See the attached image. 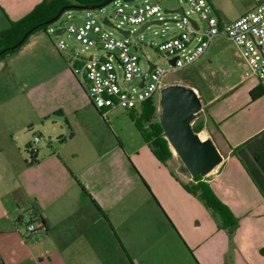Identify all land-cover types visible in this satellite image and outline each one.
<instances>
[{
  "label": "crops",
  "instance_id": "0c3cea01",
  "mask_svg": "<svg viewBox=\"0 0 264 264\" xmlns=\"http://www.w3.org/2000/svg\"><path fill=\"white\" fill-rule=\"evenodd\" d=\"M41 1L0 0V31ZM52 44L39 31L0 58V264H264V87L243 77L234 44L240 71L214 68L224 53L205 57L210 46L195 63L218 80L204 139L224 160L204 180L238 218L232 236L183 186L178 158L161 162L130 111V124L119 109L104 116ZM30 213L46 229L28 234Z\"/></svg>",
  "mask_w": 264,
  "mask_h": 264
},
{
  "label": "built area",
  "instance_id": "2783aa9c",
  "mask_svg": "<svg viewBox=\"0 0 264 264\" xmlns=\"http://www.w3.org/2000/svg\"><path fill=\"white\" fill-rule=\"evenodd\" d=\"M162 1L144 0L130 4L127 0H115L116 10L112 15L106 14L101 19L88 17L83 23L70 21L65 27V33L72 35L83 48L70 46L65 40L56 44L66 55L74 73L88 83L90 100L104 116L117 109L139 110L150 98L159 100L162 88L169 84L167 76L192 67L219 37L236 47L243 65V77H256L264 87V0L233 21L222 20L209 0H184L198 15L194 18L197 27L185 8L186 15L176 22L181 31L157 46V51L169 60L170 67L164 68L148 60L144 69L136 45L130 42L132 36L119 38L110 29L134 32L135 28L128 29L124 25L142 26L148 21L164 18ZM103 7L96 9L101 11ZM105 18L115 27L106 24ZM172 58H176L175 64L170 62ZM150 63L154 65L151 71ZM40 140V136H35L29 148L36 151ZM20 221L25 224L28 234L46 229L41 217L34 213L22 216Z\"/></svg>",
  "mask_w": 264,
  "mask_h": 264
},
{
  "label": "rangeland",
  "instance_id": "374dc122",
  "mask_svg": "<svg viewBox=\"0 0 264 264\" xmlns=\"http://www.w3.org/2000/svg\"><path fill=\"white\" fill-rule=\"evenodd\" d=\"M143 1L144 0H131L129 3L130 4H137V3H142ZM209 1L212 3L211 0H209ZM259 1H261V0H213L214 4L212 3V5L217 10V12L219 13L222 20L232 21V20L237 19L243 13L254 8L259 3ZM181 5H183L187 10L190 11V14L193 18H198L197 13L192 12L190 5H188L186 2H184V0H163L162 1V6L164 9L175 8V7H178ZM115 10H116V5L112 1V2L104 5V7L101 11H98L96 8H94V9H92V8H89V9L88 8L87 9H73V10L65 12L57 21L53 22L50 25L49 33L53 39L52 46L55 48L54 52L57 56L59 55V58L61 59V63L64 64L65 61L67 60V58L65 55H62L55 46L60 40H65L70 46H73V47L78 48V49L83 48V46L69 33H65L62 36L53 35L54 29L66 27L70 21H74L77 23H83L88 17L97 16L98 19H101L106 14L112 15ZM175 16L178 17V15H176V14H165V13L163 14L164 18H172ZM124 27L128 28V29L135 28L137 30L140 26L124 25ZM110 31H112V33L116 37H119V38L123 37L122 34L117 30L110 29ZM180 31H181L180 27L175 22L174 23L168 22V23L163 24V25H152V26H150L149 28H147L145 30V32L141 33L139 35V37L136 39H134L133 37L129 38L130 42L132 44H135L137 47L136 52L138 53V55L141 58L142 67L145 69L147 66L148 60H150V61H155L156 63L160 64L164 68H169L170 67L169 60L164 58L157 51V46L163 40L174 36L175 34H177ZM231 44L232 43H230L224 39H219V38H215L212 41L210 47L207 50L205 57L214 56L215 54H217L220 51H222V53H224V57L220 61L214 60V63H212L214 68H219L221 66V62L224 61V62H232L231 65H233V67L236 70L240 71V68L236 62L237 58L235 56V47L231 46ZM90 51H94V50L91 49ZM205 60H207V59H205ZM199 71H200V68H199V65L197 63L188 69L169 74L167 76L166 82L169 84L181 83V84L187 85L189 87H192L196 90L197 94L200 96L202 103H203L202 111L197 116L198 120L202 121L205 119V115L203 114L204 113L203 110L206 109V105H207L208 101L212 98V96L217 94L213 90H208V88H207L208 84H212L213 82L218 83V80L216 78H212L209 76L205 80L203 77L200 76ZM156 105H157V120L159 121V115L161 113V107H160L158 99H157ZM119 110L122 112L123 111L125 112L127 123L130 124L131 120H130L129 115L127 114V112H129V111H126L124 109H119ZM141 110H142V108L139 110H135V113L137 114V116H139L141 114ZM193 125H194V123H193ZM204 125H205V123H204ZM145 127H147L146 124H145ZM199 134L203 138L207 137L209 135L205 126L199 132ZM173 153L178 158L182 169L185 172H188L185 169V166L183 165V163L181 162L179 157L174 152V150H173Z\"/></svg>",
  "mask_w": 264,
  "mask_h": 264
},
{
  "label": "trees",
  "instance_id": "16d2710c",
  "mask_svg": "<svg viewBox=\"0 0 264 264\" xmlns=\"http://www.w3.org/2000/svg\"><path fill=\"white\" fill-rule=\"evenodd\" d=\"M112 1L115 0H42L28 14L18 20L10 21L9 26L0 31V51L6 49V51L0 55V58L9 53L16 52L32 34L39 31H48L50 25L55 22L53 21L50 23V21L56 16H59V19L67 11L81 9L82 7L99 8ZM34 27L37 28L34 29L18 47L15 49L11 48ZM251 94L253 98L259 95V93L257 94V90H253ZM156 102V98L146 100L142 106L141 114L137 116L135 110H132L130 111V116L137 128L141 131L145 142L152 148L156 157L161 162L166 163L173 158L174 153L165 137L160 121L157 120ZM145 124L147 127H145ZM193 127L195 131L200 132L204 127V120L199 121L198 118H196ZM28 149L32 157H35L36 151L30 148ZM183 186L191 194L198 197L207 208L221 217V226L228 229L232 236L238 225V218L234 215L230 207L221 201L215 194L211 185L204 180V177L198 175L192 178L189 183H183ZM41 222L46 227V222L43 218H41Z\"/></svg>",
  "mask_w": 264,
  "mask_h": 264
},
{
  "label": "water",
  "instance_id": "95a60500",
  "mask_svg": "<svg viewBox=\"0 0 264 264\" xmlns=\"http://www.w3.org/2000/svg\"><path fill=\"white\" fill-rule=\"evenodd\" d=\"M185 2V1H184ZM89 9L92 7H82L81 9ZM94 9V8H92ZM165 14H176L178 17L155 19L144 23L134 32L127 29L118 28L119 32L125 36H132L134 39L147 28L152 25H163L168 22H177L186 15L185 7L183 5L175 8H166ZM59 16L53 20L57 21ZM104 22L110 26L115 27L107 18ZM191 22L197 27V22L191 18ZM37 27L28 31L23 38L14 46L15 49L20 45L27 36ZM66 28H56L53 31L55 36L63 35ZM6 51H0V55ZM176 58L170 59L172 64H175ZM154 65L150 63L151 71ZM161 113L159 121L163 127L165 137L169 142L170 147L175 151L192 178L201 175L207 176L211 171L222 164L224 156L219 150L214 140L209 137L202 139L199 132L195 131L193 123L197 115L202 111L203 103L196 90L192 87L181 83L169 84L162 88L159 98Z\"/></svg>",
  "mask_w": 264,
  "mask_h": 264
},
{
  "label": "bare ground",
  "instance_id": "6f19581e",
  "mask_svg": "<svg viewBox=\"0 0 264 264\" xmlns=\"http://www.w3.org/2000/svg\"><path fill=\"white\" fill-rule=\"evenodd\" d=\"M200 135V134H199ZM200 137L202 138V139H204L201 135H200ZM175 152V151H174Z\"/></svg>",
  "mask_w": 264,
  "mask_h": 264
}]
</instances>
